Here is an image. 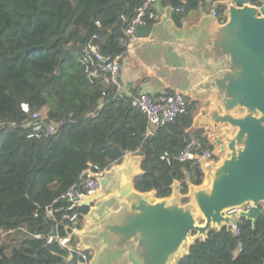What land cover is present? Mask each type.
<instances>
[{
    "label": "trees",
    "instance_id": "trees-1",
    "mask_svg": "<svg viewBox=\"0 0 264 264\" xmlns=\"http://www.w3.org/2000/svg\"><path fill=\"white\" fill-rule=\"evenodd\" d=\"M219 1L155 4L169 7L180 26L200 5L225 20ZM142 2L0 0V264H82L81 256L56 237L48 239L79 229L88 207L73 208L80 214L76 223L63 218L62 210L53 217L47 211L68 206L61 196L89 166L108 170L126 153L137 152L142 172L134 177V188L154 191L156 198L170 196L175 182L187 194L186 176L194 185L203 182L196 159H176L191 139L213 147L203 129H191L197 102L186 97L185 112L175 124L146 136L145 116L115 85L103 84L96 69L93 49L108 57L118 55L123 50L118 40ZM251 3L259 5L260 0ZM159 17L151 6L143 21L155 24ZM33 112L58 123L56 132L43 139L30 136L24 123ZM235 224L237 231L209 229L176 264H263L264 213L254 226L244 217Z\"/></svg>",
    "mask_w": 264,
    "mask_h": 264
},
{
    "label": "water",
    "instance_id": "water-1",
    "mask_svg": "<svg viewBox=\"0 0 264 264\" xmlns=\"http://www.w3.org/2000/svg\"><path fill=\"white\" fill-rule=\"evenodd\" d=\"M219 3L226 19L203 15L197 36L201 63L196 60L195 67L203 76L198 86L208 95L198 118L220 127L204 136L221 158L216 165L200 161L208 183L194 185L186 176L187 194L175 182L170 196L156 198L154 191L134 188L141 157L138 163L126 153L106 171L101 188L78 202L88 207L87 224L75 235L97 246L89 264H176L209 229L233 231L241 217L254 226L264 213V0ZM154 31L153 24L135 27L141 38Z\"/></svg>",
    "mask_w": 264,
    "mask_h": 264
},
{
    "label": "built area",
    "instance_id": "built-area-1",
    "mask_svg": "<svg viewBox=\"0 0 264 264\" xmlns=\"http://www.w3.org/2000/svg\"><path fill=\"white\" fill-rule=\"evenodd\" d=\"M155 4V0H143L138 6L135 16L131 19L128 26L124 30V35L119 38L118 43L122 47V51L114 57L104 56L97 50L93 49L94 58L97 62L96 69L102 72L101 82L103 84L115 85L119 94L130 99L131 105L140 110L146 118L145 135L152 134L158 127L166 124H175L179 115L185 112L186 96L181 92H158L134 91L128 86L121 83L122 59L128 52H132L136 45H140L144 38L138 37L135 33V27L138 24L145 23L143 17L149 12L151 6ZM211 14L217 17L214 10ZM149 17H152L150 13ZM24 112H29L27 104L21 105ZM24 127L30 131V136L36 139H43L53 135L58 127V123L47 121L39 112L30 114L29 119L24 123ZM215 158V149L213 147H204L196 139H191L176 154L179 162H186L196 159L199 163L204 161L208 163ZM106 169H99L97 166H89L81 172L77 181L70 186L61 196L68 206L48 209L47 213L53 217L54 211L62 210V217L76 223L80 214L73 211L78 206V202L82 196L90 195L101 188L100 180L105 176ZM71 211V212H70ZM233 230L237 231L236 224H232ZM75 227L70 228L66 236H58L57 233L50 236L48 242L56 237L57 241L68 248L70 252H76L81 256L82 264H89L92 256V249H81L75 235ZM75 242L71 244L72 239Z\"/></svg>",
    "mask_w": 264,
    "mask_h": 264
},
{
    "label": "crops",
    "instance_id": "crops-1",
    "mask_svg": "<svg viewBox=\"0 0 264 264\" xmlns=\"http://www.w3.org/2000/svg\"><path fill=\"white\" fill-rule=\"evenodd\" d=\"M159 10V20L153 24L155 31L152 35L144 38L140 45H136L132 52H128L122 59L121 83L130 87L134 91H149L158 93L166 91L181 92L187 98L197 102V109L194 112L193 123L191 129H203L208 135L219 133L220 127H212L206 119L198 118L200 110L205 107V100L208 95L204 94L198 86L203 81V76L199 70H196L195 61L201 63V58L197 49L199 48L198 34L203 31L201 25L204 14H211L205 6H199L196 10L189 11L183 18L180 26L175 25L171 16L170 8H159L157 4L153 5ZM211 142V139L209 138ZM212 143V142H211ZM215 149V158L210 161L216 165L221 155ZM128 154V153H127ZM138 163L140 155L137 152H130ZM209 163V162H208ZM118 163V165H120ZM201 166V165H200ZM139 167V166H138ZM203 183H208L209 178L203 170ZM105 192V198L107 197ZM93 207L98 206V201L92 204ZM202 220H199L201 223ZM87 224V213L84 215L82 230ZM76 239L80 244L88 247L80 236L76 235ZM93 250L94 258L97 253V246H90Z\"/></svg>",
    "mask_w": 264,
    "mask_h": 264
},
{
    "label": "rangeland",
    "instance_id": "rangeland-1",
    "mask_svg": "<svg viewBox=\"0 0 264 264\" xmlns=\"http://www.w3.org/2000/svg\"><path fill=\"white\" fill-rule=\"evenodd\" d=\"M207 8L209 7V6H206Z\"/></svg>",
    "mask_w": 264,
    "mask_h": 264
}]
</instances>
